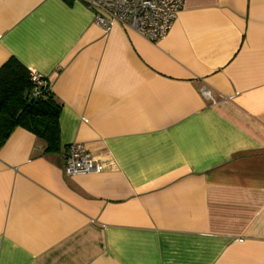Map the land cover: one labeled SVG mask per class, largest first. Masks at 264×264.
Here are the masks:
<instances>
[{
	"label": "crops",
	"instance_id": "obj_1",
	"mask_svg": "<svg viewBox=\"0 0 264 264\" xmlns=\"http://www.w3.org/2000/svg\"><path fill=\"white\" fill-rule=\"evenodd\" d=\"M61 103L0 147V264H264V0H184L149 40L77 0H0V66ZM81 141L101 172L67 176Z\"/></svg>",
	"mask_w": 264,
	"mask_h": 264
},
{
	"label": "built area",
	"instance_id": "obj_2",
	"mask_svg": "<svg viewBox=\"0 0 264 264\" xmlns=\"http://www.w3.org/2000/svg\"><path fill=\"white\" fill-rule=\"evenodd\" d=\"M94 15V23L104 31L114 24L130 28L155 41L164 38L171 29L184 0H77ZM31 81L37 86L44 83L42 75L30 70ZM37 94V91L35 92ZM102 165L85 144L72 141L64 153V172L67 176L101 172Z\"/></svg>",
	"mask_w": 264,
	"mask_h": 264
},
{
	"label": "trees",
	"instance_id": "obj_3",
	"mask_svg": "<svg viewBox=\"0 0 264 264\" xmlns=\"http://www.w3.org/2000/svg\"><path fill=\"white\" fill-rule=\"evenodd\" d=\"M60 111L61 103L49 85L36 87L30 70L17 58L12 56L0 66V147L20 126L41 139L45 151H58Z\"/></svg>",
	"mask_w": 264,
	"mask_h": 264
}]
</instances>
